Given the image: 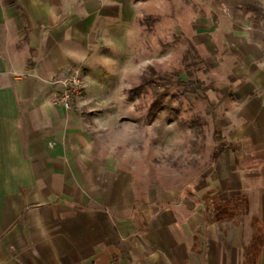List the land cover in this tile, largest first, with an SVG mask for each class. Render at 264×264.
<instances>
[{
    "label": "crops",
    "instance_id": "1",
    "mask_svg": "<svg viewBox=\"0 0 264 264\" xmlns=\"http://www.w3.org/2000/svg\"><path fill=\"white\" fill-rule=\"evenodd\" d=\"M249 7L219 0L196 23L222 145L175 187L124 164L125 94L54 102L72 68L89 84L136 46L133 2L0 0V264H264V12Z\"/></svg>",
    "mask_w": 264,
    "mask_h": 264
},
{
    "label": "rangeland",
    "instance_id": "2",
    "mask_svg": "<svg viewBox=\"0 0 264 264\" xmlns=\"http://www.w3.org/2000/svg\"><path fill=\"white\" fill-rule=\"evenodd\" d=\"M130 1L138 16L123 33H136L137 44L106 52L89 84L84 71L85 95L125 94L114 101L122 111L124 164L182 186L210 166L222 145L219 96L194 41L196 23L209 18L219 0ZM243 1L264 12V0Z\"/></svg>",
    "mask_w": 264,
    "mask_h": 264
},
{
    "label": "built area",
    "instance_id": "3",
    "mask_svg": "<svg viewBox=\"0 0 264 264\" xmlns=\"http://www.w3.org/2000/svg\"><path fill=\"white\" fill-rule=\"evenodd\" d=\"M56 84L61 87V90L54 97L55 103L62 105L67 111L83 107L86 87L82 67L72 68L68 75Z\"/></svg>",
    "mask_w": 264,
    "mask_h": 264
},
{
    "label": "trees",
    "instance_id": "4",
    "mask_svg": "<svg viewBox=\"0 0 264 264\" xmlns=\"http://www.w3.org/2000/svg\"><path fill=\"white\" fill-rule=\"evenodd\" d=\"M248 11L251 12V13H255L257 16H262L260 10L254 8V7H249ZM215 157H216V155H215Z\"/></svg>",
    "mask_w": 264,
    "mask_h": 264
}]
</instances>
